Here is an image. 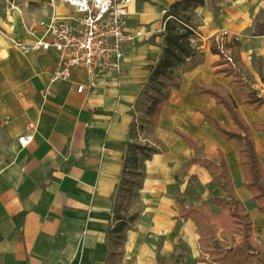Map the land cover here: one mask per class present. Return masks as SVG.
Masks as SVG:
<instances>
[{
  "label": "crops",
  "instance_id": "1",
  "mask_svg": "<svg viewBox=\"0 0 264 264\" xmlns=\"http://www.w3.org/2000/svg\"><path fill=\"white\" fill-rule=\"evenodd\" d=\"M2 1L5 12L1 29L13 38L25 42L33 40L39 31L37 20L43 16L42 7L47 0ZM59 9L70 11L66 6ZM154 12L148 1L131 0L129 31L140 30L146 34L140 23L155 17ZM221 32L218 30V34ZM200 37L205 38L201 34ZM138 38L125 49L121 75L106 73L98 80V90L86 94L76 93L70 82H49L54 67L52 51L23 54L4 39L5 58L0 70L8 84L4 96L8 120L4 127L10 148L0 167V264H108L112 248L104 236L114 221L118 165L130 121L127 104H132V95L148 77L145 65L157 61L162 53V46L154 49L140 44L136 47ZM226 47L233 61H228L216 47L221 59L213 65L223 62L226 66L214 68L210 64L204 76L187 84L186 88L183 85L173 90L162 105L159 123L178 127L173 135L194 153V160L202 159L208 168L206 160L218 150L223 153L235 195L248 213L254 214L257 226L264 232V213L257 209L256 201L243 182L239 143L222 137L201 111L234 127L230 114L208 94L198 93L194 85V82H202L231 99L249 125L264 171V133L254 127L255 123L264 122V103L240 101V94L249 86L237 80L234 70L237 43L234 45L229 37ZM222 68L233 71L230 74L218 71ZM250 88L258 96H264ZM188 96H195L198 102L187 100ZM189 108H193V113L186 116L184 111ZM216 108L224 110L223 115H217ZM226 118L231 125L225 122ZM178 132L191 134L199 149L202 144L216 145L215 153L201 157L200 149L196 156ZM23 135L31 136L25 145L19 142ZM207 228L240 238L211 223ZM252 233L254 237L253 228ZM254 240L264 248L255 237ZM235 245L226 246L224 250ZM218 254L220 257L221 253ZM230 259L222 261L241 264L231 263Z\"/></svg>",
  "mask_w": 264,
  "mask_h": 264
},
{
  "label": "rangeland",
  "instance_id": "2",
  "mask_svg": "<svg viewBox=\"0 0 264 264\" xmlns=\"http://www.w3.org/2000/svg\"><path fill=\"white\" fill-rule=\"evenodd\" d=\"M141 1H148L156 12L155 17L140 23V28L147 33L138 38L136 47L140 44L154 49L162 46L163 52V10L168 11L178 0ZM3 5L0 0V22L5 12ZM178 12L180 18L195 30L190 38L195 55L172 66L168 78L154 76L159 59L145 65L148 77L132 95V106L127 104L130 121L118 165L114 221L104 236L112 248L108 264H156L157 259L166 264H230L222 261L218 253L240 240L236 235L209 229L197 220L177 217L182 207L197 205L217 213L220 208L212 199L221 198L226 192L202 159L194 160V153L173 135L178 127L159 123L165 103L156 100L165 94L170 96L183 85L186 88L187 84L204 76L210 64L214 68L226 66L223 62L213 65L221 59V55L214 52L215 38L220 35L218 30L227 31V38L232 36L237 43V54L234 55L237 80L264 94V0H203L199 5ZM215 31L217 33H211ZM9 37L0 26V68L5 58L4 39L16 49ZM6 83L0 70V167L10 148L4 127L8 120L4 110ZM187 100L198 102L195 96H188ZM215 111L217 115L224 113L217 108ZM190 113L193 108L184 111L186 116ZM225 122L231 125L228 118ZM215 147L202 144L201 157L215 153ZM249 215L254 237L264 247V232L257 226L254 214L249 212ZM119 221H123L124 226L115 231L113 228ZM241 264L252 263L243 260Z\"/></svg>",
  "mask_w": 264,
  "mask_h": 264
},
{
  "label": "trees",
  "instance_id": "3",
  "mask_svg": "<svg viewBox=\"0 0 264 264\" xmlns=\"http://www.w3.org/2000/svg\"><path fill=\"white\" fill-rule=\"evenodd\" d=\"M202 2L203 0H178L171 4L168 13L173 17L165 19L166 16H164L163 18L165 46L157 65L154 67V76L170 77L172 66L184 63L187 58L195 55V49L190 42L195 30L187 21L180 18L178 10L185 11L187 7H194ZM214 52H217V49H214ZM218 71L230 74L233 70L231 68H222L218 69ZM194 85L198 88V93L208 94L230 114L234 127L223 124L211 114L201 111L203 116L208 119L209 123L222 137L234 139L239 143V157L244 173V185L256 201L257 209L264 213V171L248 123L224 92L212 86H205L202 82H194ZM167 97L168 95L165 94L158 98L156 102L162 103ZM240 101L260 104L264 103V96H258L250 87H246V92L240 94ZM254 127L264 133V122L255 123ZM178 134L195 151L196 156L200 154V149L191 134L187 135L182 132H178ZM262 145L264 149V137ZM206 164L211 168L220 184L224 185L226 195L212 199L213 203L220 207V212L214 214L204 206H193L182 208L179 216L195 218L203 226L207 227L211 223L213 227L221 228L225 233L240 236L239 243L222 251L220 254L221 260H226L230 257L231 263H242L243 260H248V262L253 264H264V248L254 240L249 213L243 202L234 193L223 153L218 150L215 155H212L211 159L206 160ZM123 226V221H119L113 229L120 231ZM157 264L165 263L157 260Z\"/></svg>",
  "mask_w": 264,
  "mask_h": 264
},
{
  "label": "built area",
  "instance_id": "4",
  "mask_svg": "<svg viewBox=\"0 0 264 264\" xmlns=\"http://www.w3.org/2000/svg\"><path fill=\"white\" fill-rule=\"evenodd\" d=\"M130 1L47 0L33 40L25 42L13 37L9 40L23 54L52 51L54 67L49 82H70L76 93H94L98 90V80L106 73L121 75L126 47L143 35L140 30L129 31ZM60 6L70 11H60ZM163 11L165 19L173 17L167 9ZM227 37V31H223L215 38V45L232 61L227 54ZM30 139L31 136L23 135L19 142L25 145Z\"/></svg>",
  "mask_w": 264,
  "mask_h": 264
}]
</instances>
